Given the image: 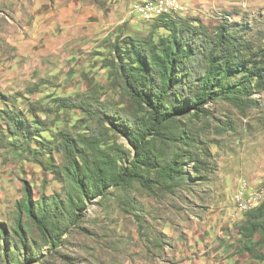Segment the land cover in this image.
I'll return each instance as SVG.
<instances>
[{"label":"rangeland","instance_id":"rangeland-1","mask_svg":"<svg viewBox=\"0 0 264 264\" xmlns=\"http://www.w3.org/2000/svg\"><path fill=\"white\" fill-rule=\"evenodd\" d=\"M44 1L51 0H0V48L6 46L15 29L27 25L28 17ZM58 1L66 5L75 0ZM80 1L102 11L109 21H116L101 42L103 47L94 49L93 70L82 75L80 82L87 81V89L66 92L68 82L50 78L30 84L25 92L0 96V109L20 110L31 121L34 117L30 106L35 109L43 121L42 138L38 139L47 144L48 152L35 154L28 143H22V138L9 132L14 128L13 121L1 119L0 227L7 231L9 245H5L0 235V264H5L3 254L11 253L13 245H18L14 233L18 222L28 241L40 248L37 251L40 262L32 264H176L177 255L184 253L196 237H205L210 224L220 226L223 219L228 221L237 215L242 222L239 228L245 225L249 212L241 211L233 196L244 183L250 188L264 186V90L256 91L250 98L254 100L251 104L220 100L206 106L211 112L209 126L200 131L193 129L198 143L190 151L200 164V175L206 179L189 178L195 173L192 164L185 161L182 165L185 178L171 184L164 169L165 161H172L175 151L182 146L156 139L154 134L145 145L155 167L137 163L133 168L130 161L140 158L138 150L127 136L110 129V124L103 126L93 112L102 108L103 116L117 114L124 121L147 118V112H138L135 102L123 93L118 81L117 54L125 57L126 62H133L130 39L150 48L169 32L156 20L145 21L140 14L133 13L137 0ZM180 1L186 11L177 17L200 21L211 30L226 21L236 23V28H244L247 40L256 47L264 46V0ZM57 99L72 100L76 107L61 108ZM79 102L90 104L92 113L82 110ZM176 117L182 129L188 125L185 113ZM62 131L76 139L105 133L102 152L122 156L120 165L134 169L140 176L123 186L109 188L104 197L90 198L87 208L78 212V220L66 230L61 246L50 250L22 203L27 186L34 200L66 199V158L58 137ZM32 149H37L35 142ZM256 239L259 243L260 237ZM254 249L257 255L264 254V244H255Z\"/></svg>","mask_w":264,"mask_h":264},{"label":"trees","instance_id":"trees-1","mask_svg":"<svg viewBox=\"0 0 264 264\" xmlns=\"http://www.w3.org/2000/svg\"><path fill=\"white\" fill-rule=\"evenodd\" d=\"M156 21L169 32L167 37L161 38L157 45L150 48L130 39L133 62H126L125 57L117 54L118 81L123 93L135 102L138 112H147V118L124 121L117 114L105 113L103 116L102 108L94 110L93 115L102 120L103 126L108 123L112 126L110 129L127 136L138 150L140 158L130 161L133 168L137 167V163L155 167L145 145L150 135L154 134L156 139L169 140L173 146H182V149L175 151L172 161H165L164 169L171 184L185 178L182 166L185 161L192 164L195 173L194 177L189 178L204 180L207 177L200 175V164L190 151L198 143L196 129L200 131L209 126L211 112L206 106L220 100L233 104L254 102L250 98L256 91L264 90V46L256 47L244 37L243 27L236 28V23L229 21L220 23L214 30L200 21L177 16H165ZM117 50L120 52V49ZM57 100L61 108L76 107L72 100ZM78 105L85 112L92 113L90 104L79 102ZM30 113L33 121L20 110L0 109V130L3 129L2 118L12 120L14 128L9 132L13 131L22 138V143H28L35 154H48L47 144L38 139L42 138L43 121L37 117L32 106ZM180 113L188 116V125L183 129L180 119L176 117ZM58 137L66 158V199L46 201L41 197L34 200L27 186L22 203L24 212L44 235L50 250L61 246L66 230L78 220V212L87 208L90 198L104 197L109 188L123 186L132 182L135 176H140L134 169L120 165L123 164L119 160L122 156L102 152L105 133L82 135L76 139L62 131ZM34 142L37 149H32ZM45 142L50 141L45 139ZM208 172L209 169L206 170ZM14 233L21 248L13 245L11 253L5 252L4 263L40 262L38 244L28 241L27 233L19 222ZM0 235L5 245H9L4 226L0 227ZM240 235L245 239L259 236L257 244H264V204L246 214ZM245 250L254 259L264 261V254L254 253V246Z\"/></svg>","mask_w":264,"mask_h":264},{"label":"crops","instance_id":"crops-1","mask_svg":"<svg viewBox=\"0 0 264 264\" xmlns=\"http://www.w3.org/2000/svg\"><path fill=\"white\" fill-rule=\"evenodd\" d=\"M103 15L80 0L66 5L58 0L40 2L27 25L15 29L6 46L0 48V96L25 92L30 84L50 78L68 82L66 92L87 89L88 82H80L82 75L93 70L94 49L102 46L116 22ZM236 217L223 219L220 226L210 224L205 237H196L177 255L176 264H264L245 250L257 244L258 236L242 239L241 217Z\"/></svg>","mask_w":264,"mask_h":264},{"label":"bare ground","instance_id":"bare-ground-1","mask_svg":"<svg viewBox=\"0 0 264 264\" xmlns=\"http://www.w3.org/2000/svg\"><path fill=\"white\" fill-rule=\"evenodd\" d=\"M158 4L159 9L150 11L149 17L145 19V21H155L165 16H183L186 11V7L180 0H170V2H160V0H137L133 5L132 11L134 10V13L141 15V10H150V5ZM136 6L141 9H136ZM233 201L237 206L242 207V211H253L264 204V186L250 188L246 183H244L243 186L234 194Z\"/></svg>","mask_w":264,"mask_h":264},{"label":"built area","instance_id":"built-area-1","mask_svg":"<svg viewBox=\"0 0 264 264\" xmlns=\"http://www.w3.org/2000/svg\"><path fill=\"white\" fill-rule=\"evenodd\" d=\"M160 2H170V0H160ZM136 9H141L140 7L136 6ZM159 9V4L158 5H150V10H141V16L143 19H147L149 17V12L150 11H155ZM134 13V10L132 11ZM239 209L242 211V207L238 206Z\"/></svg>","mask_w":264,"mask_h":264}]
</instances>
